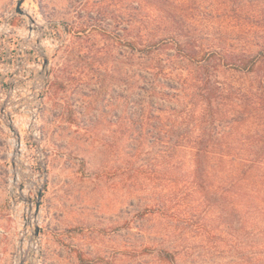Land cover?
<instances>
[{
    "label": "rangeland",
    "instance_id": "obj_1",
    "mask_svg": "<svg viewBox=\"0 0 264 264\" xmlns=\"http://www.w3.org/2000/svg\"><path fill=\"white\" fill-rule=\"evenodd\" d=\"M150 1L0 0V264H264V85L227 82L204 195L184 150L150 144L148 68H187L140 42Z\"/></svg>",
    "mask_w": 264,
    "mask_h": 264
},
{
    "label": "trees",
    "instance_id": "obj_2",
    "mask_svg": "<svg viewBox=\"0 0 264 264\" xmlns=\"http://www.w3.org/2000/svg\"><path fill=\"white\" fill-rule=\"evenodd\" d=\"M134 11L140 42L158 37L154 44L173 49L168 59L180 58L187 66L148 68L154 95L150 110L159 122L150 144L184 150L206 195L218 155L217 122H227L229 114L226 105L219 110V100L227 102L231 95L227 82L236 78L264 85V0H151ZM162 117L165 124H160ZM238 155V167L252 175L259 154L240 149ZM160 254L174 258L166 251Z\"/></svg>",
    "mask_w": 264,
    "mask_h": 264
},
{
    "label": "water",
    "instance_id": "obj_3",
    "mask_svg": "<svg viewBox=\"0 0 264 264\" xmlns=\"http://www.w3.org/2000/svg\"><path fill=\"white\" fill-rule=\"evenodd\" d=\"M23 2H24V0H17L16 7H15V12L17 14H23L24 13L23 10L21 9V5H22ZM6 123H7V121H6ZM7 125L9 126V128L11 129V131H14L13 133L16 136L17 135V131H15V129L13 128V126L11 124H9V123H7ZM40 197H41V195H40V193H38L37 198L35 200L36 210L39 208V199H40ZM38 231H39V229H38L37 225H35V227H34V234H33L34 237H37L38 236ZM23 261H21V264H23Z\"/></svg>",
    "mask_w": 264,
    "mask_h": 264
},
{
    "label": "crops",
    "instance_id": "obj_4",
    "mask_svg": "<svg viewBox=\"0 0 264 264\" xmlns=\"http://www.w3.org/2000/svg\"><path fill=\"white\" fill-rule=\"evenodd\" d=\"M2 232H3L2 229H0V235L2 234Z\"/></svg>",
    "mask_w": 264,
    "mask_h": 264
}]
</instances>
